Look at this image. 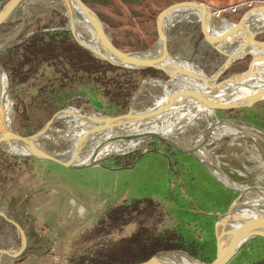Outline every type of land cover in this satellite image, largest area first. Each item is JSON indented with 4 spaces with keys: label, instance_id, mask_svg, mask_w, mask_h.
I'll return each mask as SVG.
<instances>
[{
    "label": "rangeland",
    "instance_id": "rangeland-1",
    "mask_svg": "<svg viewBox=\"0 0 264 264\" xmlns=\"http://www.w3.org/2000/svg\"><path fill=\"white\" fill-rule=\"evenodd\" d=\"M7 1L0 0V9ZM83 1L97 12L112 42L123 51L150 48L157 40V14L179 1L203 3L232 25L240 9L264 5V0ZM62 9L57 0H22L0 25V46H7L0 50V72L10 83L6 116L18 133L34 132L67 107L92 114L124 113L132 90L143 79H170L154 69H115L76 55L78 45L58 28L65 25ZM193 21L167 25L169 50L193 58L210 75L219 70L224 58L203 41ZM215 22L221 25L220 20ZM46 29L52 30L24 38L30 31ZM255 39L264 41V31ZM250 60V55L237 60L220 78L240 76L236 73ZM162 93L160 88L149 87L138 96L137 108L156 106L154 98ZM238 105L213 112L204 107L190 110L174 128V140L192 149L213 126L198 155L235 183L260 194L258 189L264 190V143L235 135L236 122L229 124L236 132L224 133L225 126L216 120L232 118L264 130V100L246 108ZM53 126L65 128L62 121ZM62 170L53 162L14 157L0 150V250L12 252L20 246L17 229L8 218L22 228L26 238L24 251L15 258L3 254L0 264L25 257L30 253L27 243L32 242L38 244L36 248L48 247L33 250L25 264L38 260L35 256L41 253L57 256L56 264H134L161 253L183 254L209 264L216 253L215 225L242 198L239 190L225 185L197 158L158 138L131 153L108 158L101 166L69 173ZM228 264H264V238H248Z\"/></svg>",
    "mask_w": 264,
    "mask_h": 264
},
{
    "label": "water",
    "instance_id": "water-1",
    "mask_svg": "<svg viewBox=\"0 0 264 264\" xmlns=\"http://www.w3.org/2000/svg\"><path fill=\"white\" fill-rule=\"evenodd\" d=\"M21 1L22 0H8L2 6V8L0 9V25L11 16V14L14 12L15 8ZM57 3L63 8L61 12L65 19L64 27L58 28L66 31L69 34L68 37L71 38L76 45H78V47L75 46L78 50L76 55H81L80 57L85 58L87 61L92 60L94 62L109 64L115 69H125L128 71L154 69L159 71L165 78L169 77L173 73L172 70L178 68L174 63H172L174 62V60H172L170 57H174L175 61L183 59L187 62H191L195 68H198L199 70L204 72V70L200 68L199 64L194 61L193 58L184 54L175 55L170 52L168 44V29L166 24L164 23V19L166 16H168L172 11L176 9L199 5L203 6L204 8H206V10H208L209 15L212 17L214 22L217 19L220 21L222 19L226 20L224 16L220 14L218 15V13H212L209 8L203 3H197L195 1H179L177 3L169 5L157 14L155 19L157 40L150 48L144 50L123 51L112 42V39L105 28V24L100 18V16L97 14V12L88 4H86L83 0H57ZM232 12H236V10H233ZM263 12L264 5L249 7L242 10L240 9V17L237 21L233 22V27L228 28L226 31L223 32V34H220L219 36H209L207 27L205 25L199 24V22L192 18L194 20L193 22H195L198 26V30L202 35L203 41L207 45L211 46L218 54H220L224 58L222 65L218 68L219 70L213 72L210 75H207L204 72L206 75L201 77L203 81L208 84L211 81L215 82L217 80V82H223L224 84L226 83V80L230 78L231 81L239 80V78L232 76V74L225 77L224 80H219V77L222 75V73L229 70V68H231V66L237 60L242 59L247 55L251 56L250 62L248 63L245 69L237 72L236 74H241L242 77L245 78V76H250L252 73H255L252 72L254 69L253 64L257 59L264 60V54L255 57L256 55H254V53H251L250 51H243L234 52L229 56L225 57L222 55V51H220L214 45V43L216 42L215 38H223L224 40L234 38V41L236 42L241 38H245L243 42V46H245V48L247 46H252V49L254 47L257 52L259 51L263 53L264 41L256 40L255 38L259 32L264 31V28L256 29L254 32L248 25L246 26V28H244L242 25V18L245 15L250 13ZM192 19L188 20V22L192 21ZM83 22H85L86 25L83 24ZM47 30L52 29L30 31L24 36V38H27L35 32ZM242 33H244L246 36H237V34ZM92 35L96 36L95 42L99 46V48L97 49H94L88 41V38H91ZM1 48H7V46L2 45L0 46V50ZM192 73L193 72H190L189 70H184L185 77H192ZM144 80H152L154 82L165 81V79L160 78L143 79L137 86V88L132 90V93L129 97L127 110L124 113L118 115L111 116L103 112H97L95 114L85 113L78 109V116H82L86 118L85 120H87L84 125V128L78 133H72V129H70L68 132H65L63 134V132L68 128L67 125H65L64 129H59L60 131L58 134V128L53 126L56 122L60 121L57 118L58 115L64 111H67L68 107L53 114L51 118L46 121V123L42 127L31 133H18L17 131L11 128L9 122L1 121L0 150L14 157L30 158L35 160L53 162L69 170H83L90 167L101 166L102 162L108 158L131 153L132 151L136 150L142 143L148 141L149 139L158 138L159 140H163L164 142L172 145L173 147L177 148L186 155L197 158L202 164H204L208 168L211 173L215 175L220 174L222 177H225L226 180L230 182L232 188L237 189L241 192L242 198L233 202L229 211L227 212V215L215 225L216 253L214 259L209 264H224V253L227 248H229L235 241L239 240L241 241V244H243V242H245L248 238L251 237L258 236L264 238V224L259 225L253 223L252 225L245 226L241 229L229 231L226 234H221V232L218 231L219 226L232 221H264V212L254 211L252 214L249 215L233 217V212L235 210H238L239 208H242L246 205L243 202L245 192L243 190L238 189L236 187V183L231 180L229 176L219 170L215 165L209 163L208 160L200 157L196 153V151H187L186 149L178 146L175 142H172L169 139L162 137L156 133H142L141 135L143 136H141L140 139H137L136 135L139 134L131 136L130 134L125 133L123 131L117 132V130H119L123 126H126L127 124H135L138 125L140 128L144 126L147 127L146 125H149V122H152L155 119L159 120L160 116L163 115L167 108L169 109L176 104L184 103L190 98L203 101L211 109H226V107H228L229 105L224 104L221 101L213 100L212 98L208 99L207 97H205L204 94L195 95L196 97H193V95L188 91L190 90V88H187L177 92L175 96L171 97L167 103L163 104V106H154L150 104L144 108H137V98L144 91ZM223 84H219L216 87H222ZM202 96L205 97V99ZM261 100H264V91H261L257 94H252L245 100L235 103V105L239 104V107L246 108L252 106L253 104ZM216 122L217 124H233L236 122L238 132L235 135L249 136L256 143H264V130L256 125H250L245 123L241 124V122H237L232 118L229 119L217 117ZM50 132L55 134L56 137L52 136ZM145 136L147 137L141 139ZM136 140L139 142H137ZM132 141H135L136 145H140L123 153L99 154L102 153L103 148L106 145H110L117 142L120 143ZM11 143L13 145L19 146L22 149V152H15L8 148V145ZM59 143H62L63 145H60ZM91 148L92 151L90 155L88 153V156H86L85 154H87V152ZM208 152H211V150H208ZM247 206L251 205L249 204ZM262 206L264 207V204H262ZM7 220L13 223L16 227L17 233L20 237V246L16 252H11L8 249H1L0 258L3 254L15 258L24 251L26 246V238L22 228L14 220H11L9 218ZM166 255L168 254L161 253L150 257L147 260L134 264H173L172 262L166 261L162 257Z\"/></svg>",
    "mask_w": 264,
    "mask_h": 264
},
{
    "label": "bare ground",
    "instance_id": "bare-ground-1",
    "mask_svg": "<svg viewBox=\"0 0 264 264\" xmlns=\"http://www.w3.org/2000/svg\"><path fill=\"white\" fill-rule=\"evenodd\" d=\"M219 15V13H218ZM195 19H198L202 22L203 25L207 27L208 35L209 36H219L220 34H223L224 31H226L228 28L233 27L232 24H229L226 22V20H221V25L218 27L216 26V23L212 19V17L209 15L208 10L204 8L203 6H189L186 8H180L172 11L168 16L165 17L164 23L167 25L175 24L177 22H183L191 20L193 17ZM180 18V19H179ZM83 24L86 25L85 22ZM242 25L244 28L248 25L251 30L255 32L256 29H262L264 28V12L263 13H250L243 17L242 19ZM210 26V27H209ZM168 29V28H167ZM243 34V35H242ZM237 34V36H246L244 33ZM238 38V37H237ZM96 36H91L88 41L90 42L91 46L94 49L99 48L98 44L95 42ZM234 38L224 40L223 38H215L214 45L222 51V55L227 57L230 54L234 52H243V51H250L251 53H254L256 55L255 57L264 54V52H257L256 49L252 46H243V42L245 38L239 39L234 44ZM238 44V45H237ZM237 45V46H235ZM237 47V48H236ZM244 48V50H243ZM172 60H174V63L176 65V69L172 70V74L169 76L170 79L166 82H154L152 80H145L143 83V90H148L149 87H157L162 90V96L155 97L156 106H163V104L167 103L171 97H174L177 92H179L182 89H187L193 97H196L195 95H201L204 94L205 97L208 99H213L216 101H221L224 104L233 105L237 102H241L245 100L247 97H249L252 94L260 93L261 91H264V60L257 59L255 60L253 64V71L255 73H252L250 76H245V78L240 76H236V78H239V80H230L223 84V82H215L211 81L210 83H206L201 79V77L204 76V73L198 70V68H195L194 65L191 62H187L183 59L176 60L174 57H170ZM173 64V65H174ZM184 70H189L192 73V77H185L184 76ZM219 80H222L219 77ZM218 80V81H219ZM9 79L6 75L0 72V125L1 121L9 122L7 116H6V109H7V103L9 102L8 98V87H9ZM219 84H223L222 87H216ZM203 97V96H202ZM205 97H203L205 99ZM206 108V110L213 112L215 109L209 108L207 104H205L203 101H199L196 99H189L184 103L176 104L171 108H167V110L163 113L162 116H160V119H155L152 122H149V125H146L147 127H139L135 124H127L126 126L121 127L117 132H125L132 135H136L137 139H140L142 133H156L159 134L162 137H165L169 139L172 142H175L178 146L186 149L187 151H196L202 153L201 148L208 140L209 134L211 132V129L213 126L208 128L206 132L204 133V140L197 144L196 147L189 149L185 146H182L180 143H178L176 140H174L175 133L174 128L177 127V124H179V121L188 113L190 110H194L197 108ZM68 111V112H67ZM67 111H64L58 115V120L62 121L65 125H67V130L63 132H68L70 129H72V133H78L83 128L87 120L84 117L78 116V110L74 108H68ZM158 120V121H157ZM10 123V122H9ZM217 123V122H216ZM223 125L224 127V133H234L236 130H233L229 124H218ZM222 128V127H221ZM199 130V129H198ZM58 134L60 130H57ZM114 131V130H113ZM173 131V132H172ZM171 132V133H170ZM51 133V132H50ZM202 133V132H201ZM52 136H55V134L51 133ZM222 134H218V137H221ZM148 136V134H147ZM142 137L143 138H146ZM56 137V136H55ZM195 137V136H194ZM180 138V137H179ZM137 141V140H136ZM139 142V141H137ZM140 145V144H139ZM137 145V146H139ZM186 145V144H184ZM136 147L135 141L132 142H117L110 145H106L103 148L102 153H123L127 152L130 149ZM8 148L15 152H22V149L17 146L13 145L12 143L8 145ZM92 151V148L85 154L88 156V153L90 155ZM200 156V155H199ZM201 157V156H200ZM203 158V157H202ZM204 159V158H203ZM219 179H222V181L227 186H231L230 182L226 180L225 177H222L220 174H216ZM230 177V176H229ZM236 187L240 190H243L245 192L243 202L246 204L244 207L239 208L238 210H235L233 212V217L238 216H245L252 214L254 211L256 212H264V207L262 204H264V190L258 189L260 194L254 193L252 189H247L244 186L237 184ZM248 193L250 195H248ZM256 196L255 198L249 199L248 196ZM251 206H247V205ZM259 205V206H258ZM258 206V207H257ZM263 207V208H262ZM253 223L256 224H264V221H253V222H238V221H232L228 223H224L223 225L219 226L218 231L221 232V234H226L229 231H235L238 229H241L245 226L252 225ZM263 238V237H262ZM241 241H235L224 253V264H228L229 261L239 252L241 247ZM13 252H16L17 249H13ZM166 261L172 262L173 264H201L199 262H196L194 259L190 258L187 255L183 254H173V255H166L162 256ZM183 261V263L181 262Z\"/></svg>",
    "mask_w": 264,
    "mask_h": 264
},
{
    "label": "crops",
    "instance_id": "crops-1",
    "mask_svg": "<svg viewBox=\"0 0 264 264\" xmlns=\"http://www.w3.org/2000/svg\"><path fill=\"white\" fill-rule=\"evenodd\" d=\"M90 168H92V167H90ZM62 169H63V167H62ZM86 169H88V168H86ZM83 170H85V169H83ZM62 171H64L63 173H69V172H66V171H75V172H77V171H82V170H66L65 169V170H62ZM68 175L69 174H67V177H68ZM76 178L78 179V176H76ZM37 245L38 244H35L34 242H32L30 244L27 243V249L29 250L30 253H27L25 257L21 258L16 263H12V264H25L27 259H29L30 257H33L32 253H31L33 250H40V249L44 250V249H46L48 247L47 244H46V245H42V247L38 246V248H36ZM12 249H14V248H12ZM35 257H37L38 260L32 262V264H56V263H58L57 262L58 261L57 260L58 257L55 256V255H49V254H42L41 253V254H39V256H35Z\"/></svg>",
    "mask_w": 264,
    "mask_h": 264
},
{
    "label": "trees",
    "instance_id": "trees-1",
    "mask_svg": "<svg viewBox=\"0 0 264 264\" xmlns=\"http://www.w3.org/2000/svg\"><path fill=\"white\" fill-rule=\"evenodd\" d=\"M181 262H182V260H181Z\"/></svg>",
    "mask_w": 264,
    "mask_h": 264
}]
</instances>
